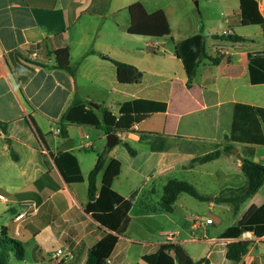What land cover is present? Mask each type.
I'll list each match as a JSON object with an SVG mask.
<instances>
[{"label": "crops", "instance_id": "1", "mask_svg": "<svg viewBox=\"0 0 264 264\" xmlns=\"http://www.w3.org/2000/svg\"><path fill=\"white\" fill-rule=\"evenodd\" d=\"M160 1L0 0V122L7 125L6 132L0 126V138L10 147L3 148V152L11 154L13 151L18 159L11 156L12 162L7 166L12 175L6 181L12 182L10 185L20 182L18 188L0 182V195L7 197L1 193L5 190L14 194L11 199L7 197L12 203L34 201L39 205L35 216L22 222L13 217L1 222L0 229L9 228L38 264H85L89 250L107 233L85 212V207L89 202L88 177L98 155L108 147L101 151L95 149L108 134L93 126L68 124V135L64 137L62 118L77 101L100 117L101 107L119 116L123 104L137 99L165 102L167 111L149 114L137 123V132L117 135L137 151L135 157L122 143L109 148L107 164L114 159L122 164L113 189L126 199L136 196L127 233L119 238L107 264H132L134 247H141L136 263L147 264L143 257L156 253L160 245L166 243L167 234H174V242L180 243L197 264H264V234L257 236L252 231L251 247L241 262L227 259V244L232 239L224 238L252 207L264 204V184L237 213L225 204L203 202L211 215L205 217L201 211L196 213L188 209L191 198H186V193L178 197L173 213L165 212L162 207L164 188L170 180L186 181L203 195L218 196L247 185L242 165L249 149L255 150L252 160L262 163L257 160V151L264 146L232 144L228 137L234 104L264 108V95L257 98L250 93L255 88L264 89V84L251 82L248 61L249 53L264 52V49L233 53L226 49L227 43L233 50H240L246 48L250 39L240 36L245 41L235 42L228 37L215 39V35H211L222 44L226 43L215 46L213 55L208 51L207 39L208 55L218 58L219 63L204 59L189 87L186 70L175 55V48L178 42L192 36L174 41L172 50L164 49L165 55L160 56L158 48L159 45L165 48L166 37L158 40L147 37L144 48L138 45L140 36L128 33V7L136 2H141L149 13L163 10L171 26L169 13L159 5ZM256 1L264 18V0ZM220 2L226 9L233 8L232 12L227 11L230 13L226 24L230 27L242 25L241 0ZM200 30L198 34L205 35L203 24ZM171 31L173 33L172 26ZM228 31L239 36L230 28L224 30V36ZM64 48L71 51V65L77 70L75 75L57 67L56 52ZM113 61L138 68L144 74L142 82L119 83ZM109 89L114 96L106 99L102 93ZM92 103L99 108L92 107ZM198 114L201 116L197 117ZM152 119L156 127L148 128L146 123ZM141 134H144V141H140ZM226 146H232L233 150L223 152L220 158L208 163H197L201 157L223 151ZM63 152L77 157L84 182H64L54 163L55 157ZM91 153L96 156H91L90 160ZM83 162L92 166L87 177ZM126 171V181L117 189L116 183ZM102 178L103 173L98 179L99 187ZM149 186L151 189L146 190ZM16 196L20 199L16 200ZM154 199L161 203L159 209L148 207ZM138 205L141 206L140 214L135 215ZM8 210L17 212L16 207ZM175 214L180 217L176 231L162 228L157 234L150 233L155 224L171 221L167 215ZM212 214L220 220L232 219V223L215 236L210 232V227L216 225ZM2 216L0 213V221ZM192 217H198L199 223ZM207 219H213V223L206 224ZM202 228L205 235L194 237L193 233ZM183 229L191 233L187 239H180ZM17 230L19 235H16ZM187 245H202L204 255L195 257L187 250Z\"/></svg>", "mask_w": 264, "mask_h": 264}, {"label": "trees", "instance_id": "2", "mask_svg": "<svg viewBox=\"0 0 264 264\" xmlns=\"http://www.w3.org/2000/svg\"><path fill=\"white\" fill-rule=\"evenodd\" d=\"M130 25L128 33L133 36L164 38L171 36V26L163 10L149 13L141 2H136L128 7ZM241 13L243 26H261L264 32V18L259 10L256 0H241ZM235 42H243L240 36H213L215 39H225ZM207 37L198 34L180 41L176 44L175 55L183 62L188 76L190 87L197 74V69L204 59H210L218 64V58H211L207 52ZM224 57V56H222ZM57 67L76 74V68L71 65V51L64 48L56 52ZM249 72L251 82L254 85L264 84V52L249 53ZM117 68V79L123 85L140 84L144 74L131 64L113 61ZM167 111V103L137 99L122 105L119 116L114 115L108 109L100 108V117L93 109H86L83 102L77 101L62 118V135L66 137L68 124L89 125L103 129L108 135H116L131 132L134 124L141 123L149 114L164 113ZM3 131H7V125L0 122ZM160 138H157L158 140ZM144 141L141 134L140 141ZM228 140L232 144L264 146V108L253 107L246 104H234L231 123V132ZM127 152L135 157L137 151L130 144L120 139ZM232 146H226L223 151L217 150L201 157L197 163L205 164L220 158L225 153H230ZM110 149L98 155L97 163L88 177L89 202L85 212L104 229L106 235L94 245L88 252L85 264H107L119 238L127 233L130 225V212L133 207L134 194L129 199L124 198L113 189V183L121 174L122 164L114 159L107 164V155ZM11 156L18 160L12 151ZM254 148L249 149L247 157L243 158L242 171L247 178V185L236 190H228L218 196L201 194L192 184L186 181L170 180L164 188L162 207L165 212L173 213L174 204L182 193H186L201 202H215L231 207L237 213L240 207L264 184V164L254 162ZM54 163L65 183L74 184L84 182V177L77 157L70 152L59 153ZM103 173L102 185L98 186V179ZM245 231H254L257 236L264 234V204L260 207H252L244 218L235 227L229 229L224 238L232 239L227 244V259L241 262L251 247V242L239 240ZM15 259L17 264H27V251L24 243L12 234L7 227L0 229V264H12ZM147 264H197L184 250L180 243H163L159 250L143 257Z\"/></svg>", "mask_w": 264, "mask_h": 264}, {"label": "rangeland", "instance_id": "3", "mask_svg": "<svg viewBox=\"0 0 264 264\" xmlns=\"http://www.w3.org/2000/svg\"><path fill=\"white\" fill-rule=\"evenodd\" d=\"M161 5V7L167 9L168 13H169V17H170V21H171V26L173 29V33L171 36L166 37V46L165 48L161 45H159L158 48V54L160 56H164L165 55V50L164 49H169L170 51L173 48V42L174 41H180L182 39H185L187 37L196 35L198 33H201V26L202 24L205 27L204 30V34L208 37V51L210 52V54L214 55V51H215V46L217 45H226L222 44L221 41H217L215 39L212 38L211 35H218V36H224V30H228V28L233 29L234 33L239 35V36H245L248 39H250L247 43H246V50L244 49H240V50H233V47H231L228 43H227V50L230 52H239V51H259V50H263L264 49V33L263 30L261 29L260 26H247L244 27L242 25H235L234 27H230L228 24H226L225 19L228 15L227 12L228 10H230L232 12L233 8L232 7H228L227 9L221 4L220 0H161L159 2ZM151 8V6H149ZM127 20L129 21V13H127ZM139 40L140 43H138V45H141L142 47H146L147 44V37H138L137 38ZM154 40H158L153 38ZM162 65V64H161ZM175 71V69H174ZM111 89V88H110ZM109 90H106L102 93V95L108 99V98H112L113 95V91L111 90L110 92ZM252 95H254L257 98H260L261 95H264V89L262 88H255L252 89L250 92ZM106 104H108V101H105ZM203 115V114H202ZM201 115L198 114L197 117H200ZM188 118H186L185 121H187ZM183 122V124H184ZM146 126L149 128H155L156 124H155V119H152L150 121H148L146 123ZM227 128V126H224ZM181 132H184V130H181ZM205 135H209V133H205ZM107 147V137L105 136L102 140V145L98 148L95 149V151H101L103 149H105ZM3 148H10L7 144V142L5 141V139L0 138V182L1 183H7V185L9 186H13L15 188H18L20 185V182H18L16 185H10V183L12 182H8L6 181V179L10 178V176L12 175L11 169L7 166L8 163L12 162L11 160V154L10 152H3ZM257 160L259 162H262L264 164V147H260L258 148L257 151ZM91 156H95L92 153L90 154V160ZM260 158V159H259ZM14 164V163H12ZM91 164H89V162H83L82 166L83 169L85 171V175L86 177L88 176L89 170L91 169L92 166H90ZM14 166V165H13ZM127 172L126 171L124 173V175L121 177L120 181H118L116 183V188L120 189V185L123 184L126 181L127 178ZM85 186V185H84ZM84 187H82L83 189ZM151 187H147L146 190H150ZM10 191V190H9ZM1 193H3L4 195H6L7 197H9L10 199L12 198V196H14L13 193L11 192H6L5 190L1 191ZM186 198H191L190 204L187 205L188 209L190 211L196 212L197 211H201L202 213H205V217H208L210 214V212L206 209L205 205L203 204V202L189 196L186 195ZM20 199V196H16V200ZM190 200V199H189ZM10 207H16L17 208V212L20 211V209H22L19 206V203L16 204V202L14 203H10L9 204ZM6 205H4L1 201H0V213H3L2 216V221L1 222H8L11 218L15 217L16 213L10 212L8 209L9 208H5ZM7 207V206H6ZM148 207L151 209H159L161 207V203H156L155 199L153 202H149L148 203ZM6 209V210H5ZM140 210H141V206L138 205L134 211L135 215H139L140 214ZM169 216L168 218L171 219V221H162L160 223H157L153 226L152 231H150V233L153 234H157L158 231L160 229H174L175 230V225L176 222H178V220L180 219V217L178 215H167ZM211 216V215H210ZM212 217H214V219L216 220V225L215 227H210V232H211V236H215L216 232H222L224 229H226L231 223H232V219L229 220H220V217L216 216L215 214H212ZM217 227V228H216ZM176 233V232H175ZM188 234H191L189 232H187V230L183 229L181 230V237L180 239H187L189 236ZM205 235V230L204 228L199 229L197 231H195L193 233V236L196 238H201ZM153 241H157V239H154ZM187 250L193 254L195 257H202V255H204L205 250L204 247L202 245H187ZM133 256L131 258L132 264H137L136 262L138 261L139 257H140V252H141V247H134L133 248ZM27 264H38L36 262H34L33 258H32V253L29 252L27 254ZM11 263L12 264H17L18 262L15 259H11Z\"/></svg>", "mask_w": 264, "mask_h": 264}, {"label": "built area", "instance_id": "4", "mask_svg": "<svg viewBox=\"0 0 264 264\" xmlns=\"http://www.w3.org/2000/svg\"><path fill=\"white\" fill-rule=\"evenodd\" d=\"M226 36H230L232 35L231 31L225 32ZM139 131V124H134L133 128H132V132H137ZM0 201L6 205L5 208H10V200L3 196L0 195ZM19 206L22 208L20 209V212H17L16 216H15V220L17 222H22L25 220L30 219L31 217L35 216L38 211H39V205L34 202V201H25V202H21L19 203ZM197 223H199V218L198 217H192ZM213 223V219H207L206 220V224H212ZM16 235H19V231H16ZM253 232L252 231H245L242 236H241V240L242 241H250L253 239ZM166 239V243H175L174 242V234H167L165 236ZM59 254H61V251H59Z\"/></svg>", "mask_w": 264, "mask_h": 264}, {"label": "water", "instance_id": "5", "mask_svg": "<svg viewBox=\"0 0 264 264\" xmlns=\"http://www.w3.org/2000/svg\"><path fill=\"white\" fill-rule=\"evenodd\" d=\"M92 107L98 109L99 106L95 105V104H91ZM10 144L11 142L8 141ZM120 143V139L119 137L115 134V133H110L109 135H107V147L112 149L115 146H117Z\"/></svg>", "mask_w": 264, "mask_h": 264}]
</instances>
